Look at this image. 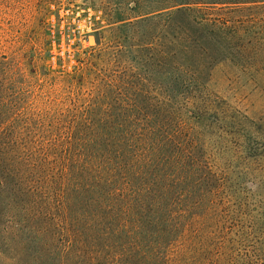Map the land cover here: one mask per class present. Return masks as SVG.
<instances>
[{"label":"trees","instance_id":"obj_1","mask_svg":"<svg viewBox=\"0 0 264 264\" xmlns=\"http://www.w3.org/2000/svg\"><path fill=\"white\" fill-rule=\"evenodd\" d=\"M226 1L189 2L224 33L227 18L209 8ZM97 43L94 56L109 47ZM19 49L0 53V255L9 264H264V201L252 211L231 196L205 150L182 144L163 116L125 115L130 102L116 99L106 66L116 52L68 70L38 68ZM14 67L30 86L15 85Z\"/></svg>","mask_w":264,"mask_h":264},{"label":"rangeland","instance_id":"obj_2","mask_svg":"<svg viewBox=\"0 0 264 264\" xmlns=\"http://www.w3.org/2000/svg\"><path fill=\"white\" fill-rule=\"evenodd\" d=\"M189 1L0 0V53L20 48L38 68L69 70L116 52L106 66L118 78L116 99L130 102L125 115L163 116L253 211L264 201V0L209 8L227 18L224 33L201 17L204 5ZM177 7L192 9L184 17ZM98 39L109 47L94 56ZM14 72L16 86H30Z\"/></svg>","mask_w":264,"mask_h":264}]
</instances>
